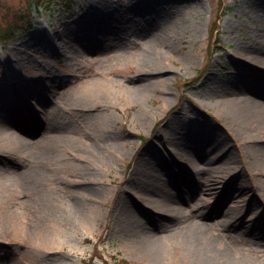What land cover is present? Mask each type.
Listing matches in <instances>:
<instances>
[{
    "label": "rangeland",
    "instance_id": "1",
    "mask_svg": "<svg viewBox=\"0 0 264 264\" xmlns=\"http://www.w3.org/2000/svg\"><path fill=\"white\" fill-rule=\"evenodd\" d=\"M31 4L0 0V145L37 100L62 121L0 156V264H264V124L227 108L264 104L238 65L264 58V0ZM226 161L233 180L203 192Z\"/></svg>",
    "mask_w": 264,
    "mask_h": 264
},
{
    "label": "bare ground",
    "instance_id": "2",
    "mask_svg": "<svg viewBox=\"0 0 264 264\" xmlns=\"http://www.w3.org/2000/svg\"><path fill=\"white\" fill-rule=\"evenodd\" d=\"M243 62L245 63V66H243V67L248 68L251 71L259 73L255 76L251 77L252 79L264 80V78L260 77V76L264 75V58H262L260 56L258 57V56L250 55V56H247V61H243ZM241 99L239 98V99H233V100L228 101L227 108L236 112L237 114H239V116L244 117L245 119H247V121H252V122L257 121L260 124V126H261V124H264V104H262V102L260 103L259 101L254 100L252 98H247V99H244L243 101ZM234 108L237 111H235ZM47 113L50 115V116H46V122L48 124H54V123H57L60 120H62V117H60V114L59 113L56 114L57 113L56 104H50L48 106ZM6 139L9 140V142L7 144L5 143L6 145H4V144L0 145L1 146L0 147V155L1 156H9V157L18 156L21 152H23L25 145L29 142L26 135L21 133L20 131H15L13 134H12V131H10L8 133ZM213 140L215 141L216 139H213ZM219 143L223 144V141L221 140V141L217 142V140H216L215 143L210 144L209 149L211 151H215L216 149L218 150L217 145H219ZM227 147H228V144H225L224 147H222L223 149H221V151L219 149L220 155L224 156L226 154H229L228 149H226ZM254 153H255V160L259 163V165L264 166V147L258 148L257 150L254 151ZM186 155H188L186 163L193 166L196 170H200L201 167L199 165L197 158H195V156H194L195 153L194 152L193 153H187ZM229 163L230 162H228V161L224 162L218 168L214 169L211 172V174H209L206 181L201 183L203 192L212 190V189L218 187L219 184H222V183L227 184L229 181L233 180V179H227L230 176H223V175H226L227 168H228V166H224V164H229ZM233 168L237 170L236 165ZM35 175L38 176V172H35ZM258 175H261L262 177H264V170H263V172L262 171L261 172L254 171V173L252 174V176H258ZM152 179H153V181H150L149 185L146 188V191H145L146 193L151 194V193H153L154 189H157V190L160 189V184H161L162 180L161 179L157 180L158 187H156L155 186L156 175H154L151 178V180ZM236 179H239V180H235V181L239 182V185L236 186L237 188L235 189V191L238 193L239 191H241L243 189L244 184L240 178H236ZM149 206L153 207V204L151 203V205L149 204ZM167 208L171 211H175V210H177V208L179 209V204H178L177 200H174L173 202L168 204ZM230 213H232V212L230 211L227 215V218L229 220H233L234 218H236V216H238V214L240 215L239 211H236L232 215H230ZM254 213H255V218L257 217L258 219H260V218L264 217V210H256ZM164 214H167V212H164ZM254 222H256V220ZM262 228L264 229V227H262ZM258 229H261V228L259 227Z\"/></svg>",
    "mask_w": 264,
    "mask_h": 264
}]
</instances>
